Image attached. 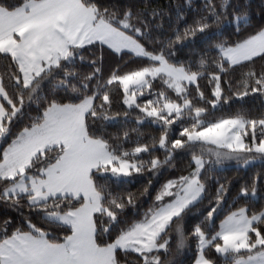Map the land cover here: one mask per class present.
<instances>
[{"label":"snow or ice","instance_id":"6c2138e0","mask_svg":"<svg viewBox=\"0 0 264 264\" xmlns=\"http://www.w3.org/2000/svg\"><path fill=\"white\" fill-rule=\"evenodd\" d=\"M0 41V264H264V167L215 174L264 165L248 0H0Z\"/></svg>","mask_w":264,"mask_h":264},{"label":"trees","instance_id":"16d2710c","mask_svg":"<svg viewBox=\"0 0 264 264\" xmlns=\"http://www.w3.org/2000/svg\"><path fill=\"white\" fill-rule=\"evenodd\" d=\"M102 4L111 5L113 3H118L120 5L125 4H140L143 5L145 0H100ZM184 0H147V3L149 6L152 5H159L161 7H169L173 4L180 3L183 4ZM238 3L241 7H244V0H238ZM264 0H248V7L249 11L252 13L253 17L259 20H264ZM259 12V16L257 17L256 14ZM167 19V18H166ZM166 26V25H165ZM260 101L255 98H249L246 101H243L239 104H234L232 106V109L235 110L238 107H244L251 110H259L260 108ZM218 114V113H217ZM145 131L151 130V125L144 124L143 125ZM120 128V125H112L111 130H118ZM264 167V165H261L260 162H254L246 167H237L236 165H224L222 168L218 169L216 171V175L221 176V178L227 180L228 178H232L234 184L238 181V178L240 177H247L254 171H256L259 168ZM143 177L139 178L136 182L137 184L143 182ZM136 186V185H133ZM4 192V186L0 185V195H2ZM29 211V208L24 204L23 201H20L19 203H15L12 201L5 202L2 198H0V216H2L4 213H11L12 215H16L17 212L19 213H27ZM195 215V213H193ZM188 253H185V255L179 259H187Z\"/></svg>","mask_w":264,"mask_h":264},{"label":"rangeland","instance_id":"374dc122","mask_svg":"<svg viewBox=\"0 0 264 264\" xmlns=\"http://www.w3.org/2000/svg\"><path fill=\"white\" fill-rule=\"evenodd\" d=\"M0 43H1V42H0ZM256 162H259V161H256ZM253 163H254V162H253ZM230 164H231V165H236L235 162H230V163H227V164H225V165H230ZM251 164H252V163H251ZM249 165H250V164H249ZM240 167H246V166H240Z\"/></svg>","mask_w":264,"mask_h":264},{"label":"crops","instance_id":"0c3cea01","mask_svg":"<svg viewBox=\"0 0 264 264\" xmlns=\"http://www.w3.org/2000/svg\"><path fill=\"white\" fill-rule=\"evenodd\" d=\"M2 43V41H0Z\"/></svg>","mask_w":264,"mask_h":264}]
</instances>
